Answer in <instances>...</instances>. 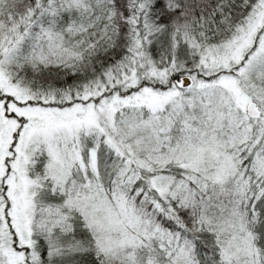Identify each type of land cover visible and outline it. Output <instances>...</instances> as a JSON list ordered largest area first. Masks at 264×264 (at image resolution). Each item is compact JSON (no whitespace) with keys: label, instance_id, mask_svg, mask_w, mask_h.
<instances>
[{"label":"snow or ice","instance_id":"1","mask_svg":"<svg viewBox=\"0 0 264 264\" xmlns=\"http://www.w3.org/2000/svg\"><path fill=\"white\" fill-rule=\"evenodd\" d=\"M0 264H264V0H0Z\"/></svg>","mask_w":264,"mask_h":264}]
</instances>
